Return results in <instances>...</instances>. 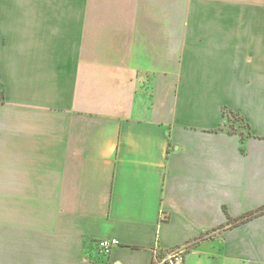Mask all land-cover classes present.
Here are the masks:
<instances>
[{"label": "crops", "instance_id": "1", "mask_svg": "<svg viewBox=\"0 0 264 264\" xmlns=\"http://www.w3.org/2000/svg\"><path fill=\"white\" fill-rule=\"evenodd\" d=\"M0 85V264H264V0H0Z\"/></svg>", "mask_w": 264, "mask_h": 264}, {"label": "built area", "instance_id": "2", "mask_svg": "<svg viewBox=\"0 0 264 264\" xmlns=\"http://www.w3.org/2000/svg\"><path fill=\"white\" fill-rule=\"evenodd\" d=\"M161 217L165 218L166 213L163 211ZM97 247L100 249L101 253L105 256H108L113 247L117 244V240L115 239H100L96 243ZM162 261H166L167 264H182L183 262V250L180 248L172 250L166 258L162 259Z\"/></svg>", "mask_w": 264, "mask_h": 264}, {"label": "rangeland", "instance_id": "3", "mask_svg": "<svg viewBox=\"0 0 264 264\" xmlns=\"http://www.w3.org/2000/svg\"><path fill=\"white\" fill-rule=\"evenodd\" d=\"M0 97H1V86H0ZM228 114H229L228 115L229 119L231 121V125L233 126L234 129H236L237 128V124L241 123V116H239L238 114H236L233 111H230Z\"/></svg>", "mask_w": 264, "mask_h": 264}, {"label": "trees", "instance_id": "4", "mask_svg": "<svg viewBox=\"0 0 264 264\" xmlns=\"http://www.w3.org/2000/svg\"><path fill=\"white\" fill-rule=\"evenodd\" d=\"M0 86H1V85H0ZM3 99H4V94H3V90H2V88H1V97H0V100H3ZM261 211L263 212V211H264V208H263V210H261ZM261 211L252 212V213L248 214L246 217H244L243 219H241V221H245L246 218L249 219V218H251V217H254L255 215L259 214ZM237 220L240 221L239 219H237ZM238 221H235L236 224L238 223ZM234 225H235V224H234Z\"/></svg>", "mask_w": 264, "mask_h": 264}]
</instances>
